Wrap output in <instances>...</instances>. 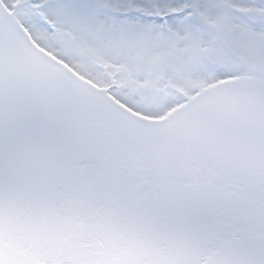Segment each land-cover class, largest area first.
Returning <instances> with one entry per match:
<instances>
[{
    "label": "snow or ice",
    "instance_id": "snow-or-ice-1",
    "mask_svg": "<svg viewBox=\"0 0 264 264\" xmlns=\"http://www.w3.org/2000/svg\"><path fill=\"white\" fill-rule=\"evenodd\" d=\"M0 264H264V0H0Z\"/></svg>",
    "mask_w": 264,
    "mask_h": 264
}]
</instances>
